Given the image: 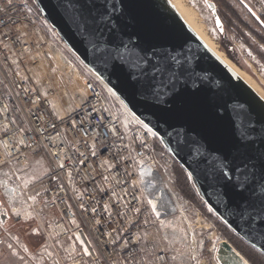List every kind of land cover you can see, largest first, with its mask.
Returning a JSON list of instances; mask_svg holds the SVG:
<instances>
[{
    "label": "built area",
    "instance_id": "built-area-1",
    "mask_svg": "<svg viewBox=\"0 0 264 264\" xmlns=\"http://www.w3.org/2000/svg\"><path fill=\"white\" fill-rule=\"evenodd\" d=\"M253 3L264 19V0ZM32 56L68 86H79L82 101L59 115L51 103L56 88L44 89L31 77ZM38 154L47 157L49 170L23 183L29 158ZM177 165L157 134L64 44L33 0H0V247L3 222L31 221L32 233L42 237L35 255L51 264H148L142 241L153 230L163 244L152 246L155 264H168L170 252L179 264H194L204 240L194 236L191 216L195 228H206L207 220L175 191Z\"/></svg>",
    "mask_w": 264,
    "mask_h": 264
},
{
    "label": "water",
    "instance_id": "water-1",
    "mask_svg": "<svg viewBox=\"0 0 264 264\" xmlns=\"http://www.w3.org/2000/svg\"><path fill=\"white\" fill-rule=\"evenodd\" d=\"M33 3L79 60L157 134L208 212L264 255V101L168 0ZM205 3L222 33L214 3ZM214 259L246 261L225 239Z\"/></svg>",
    "mask_w": 264,
    "mask_h": 264
},
{
    "label": "rangeland",
    "instance_id": "rangeland-1",
    "mask_svg": "<svg viewBox=\"0 0 264 264\" xmlns=\"http://www.w3.org/2000/svg\"><path fill=\"white\" fill-rule=\"evenodd\" d=\"M188 8H191L194 12L195 16L199 20V22L203 25L207 35L212 39V41L216 44L217 48L225 55V53L219 47V32L217 31L211 12L207 7L205 0H182ZM227 2L239 15L240 19L244 21L255 33L261 34V31L256 27L250 17L243 9V7L236 0H224ZM245 3L250 7V9L254 11V3L253 0H244ZM261 17V16H260ZM242 31L249 38L251 45L253 48H250L248 44L244 43L240 39L236 37L234 32L227 30V35L233 48L235 49L238 57V63L231 61L226 55V57L236 65L240 70L245 72L250 79L254 82L257 89L260 92L261 98L264 101V58L261 59L257 52H262L264 56V43L260 42L258 38L253 35L252 32L243 28ZM264 40V36L262 35ZM257 51V52H256ZM45 66V72H42L40 79L42 82L41 87L44 89L49 88V84L54 86L57 90L58 98H52L51 103L56 106L59 115L64 114L70 111L68 105L64 102L60 93L63 91L66 94L68 100H72L71 91L79 90L80 88L77 85L68 86L67 84L70 81H66L65 78L57 76L53 73V68H50L48 63ZM54 77H60L63 79L64 83H59L58 85H54L53 80ZM81 92V91H80ZM62 104V105H61ZM49 161L44 154H38L36 156H32L30 161L28 160L25 171L22 173L21 181L23 183H33L38 179L42 178L48 169ZM176 175H178L179 179H177ZM189 182L185 176V174L180 170L176 169L174 172V189L175 191L183 198L190 200L193 205L197 208H200L206 217V228H195L196 224L194 222V216H191V222L194 223V227H192L193 234L199 240L203 239L204 243L200 252L197 251V258L195 259L194 264H217L213 252L217 245V241L222 237L218 228L214 225V223L209 220L208 214L211 215L212 219L214 218L217 222L218 219L209 213L205 206L201 208L198 204H202L200 199L197 196H193L194 193L191 187L188 185ZM186 188V189H185ZM207 214V215H206ZM31 222V221H30ZM30 222H13L12 220H7L3 223V227L6 233V240H9L15 236L18 240L17 244L20 249L17 250L15 257L10 256V264H19L26 255L31 257V264H51L48 261L41 260L37 255H35L36 249L41 245V236L38 234L32 233V228ZM150 235L144 238V247H143V255L148 264H155V249L152 248L156 246L163 247L162 240L159 237L158 231H150ZM146 240V242H145ZM228 242V240H226ZM9 242V241H8ZM229 243V242H228ZM230 244V243H229ZM20 245V246H19ZM231 245V244H230ZM232 246V245H231ZM179 249L178 254H180ZM24 251V252H23ZM26 252V253H25ZM26 255H25V254ZM169 261L168 264H179L177 261V257L173 253H168ZM264 264L263 261H260ZM29 263V262H28Z\"/></svg>",
    "mask_w": 264,
    "mask_h": 264
},
{
    "label": "trees",
    "instance_id": "trees-1",
    "mask_svg": "<svg viewBox=\"0 0 264 264\" xmlns=\"http://www.w3.org/2000/svg\"><path fill=\"white\" fill-rule=\"evenodd\" d=\"M211 1L215 5L216 13L219 16L224 27V31L222 33H219V47L231 61L238 63L237 53L233 48L231 41L228 38L227 30L234 32V34L238 39L248 44L250 48H253L249 38L240 28L244 27L245 29L249 30L250 32L253 33V35H255L258 38V40H260V42L264 43V40L262 38V35L264 36V19L256 15V13H254L250 9V7L245 3L244 0H236L243 7V9L247 11L252 23L256 27H258V29L261 31V34L255 33L244 21L240 19L236 11L227 2H225L224 0H211ZM257 54L261 59L264 58L262 52H257ZM176 169H180L183 172V169L180 168L179 165L176 166ZM176 177L177 179H179L178 175H176ZM188 185L193 190L192 192L194 193L193 196H196L192 185L191 184ZM197 204L199 206L201 205L200 207L203 208V204H199L198 201ZM207 216L209 217V220H211L214 223V225L218 228L222 239L228 240V242L232 245V247L236 251H238V253L249 264H262L260 261L264 262L263 254H261L259 251L255 250L253 247H251L250 245L242 241L239 237L234 235L221 222H217L214 218L212 219L211 215L208 214ZM40 239L42 242V237Z\"/></svg>",
    "mask_w": 264,
    "mask_h": 264
},
{
    "label": "bare ground",
    "instance_id": "bare-ground-1",
    "mask_svg": "<svg viewBox=\"0 0 264 264\" xmlns=\"http://www.w3.org/2000/svg\"><path fill=\"white\" fill-rule=\"evenodd\" d=\"M170 5L174 8L180 18L186 23V25L194 32V34L222 61L232 72H234L259 98H261L260 92L257 89L254 82L250 77L234 65L216 46L212 39L207 35L203 25L199 22L197 17L191 8H188L182 0H168ZM34 61L36 67L35 72L31 75L32 79L38 83L42 82L40 75L45 72V61L40 56H32L30 58ZM103 86L108 90V87L101 81ZM64 102L68 105L71 110L79 102L82 101L81 92L79 90L71 91L72 100H68L66 94L62 91L60 93ZM262 99V98H261Z\"/></svg>",
    "mask_w": 264,
    "mask_h": 264
},
{
    "label": "crops",
    "instance_id": "crops-1",
    "mask_svg": "<svg viewBox=\"0 0 264 264\" xmlns=\"http://www.w3.org/2000/svg\"><path fill=\"white\" fill-rule=\"evenodd\" d=\"M53 83H54V85H58L59 83L63 84L64 81L60 77H54ZM30 158H29V161H30ZM47 170H49V165H48V169ZM52 214H54V212H47V213L44 214V216L47 217V216L52 215ZM7 220L9 221V220H12V219H7ZM12 221L16 222L14 220H12ZM3 223H5V222H3ZM3 223H2V226H3ZM30 224H31V228L35 225L33 222H30ZM32 236H34V234ZM14 237L15 236H13V238ZM16 240H17V238H16ZM8 241L9 240H6V243L2 247H0V264H10V256H14L15 257L17 250L20 249L18 247L19 243L17 244L18 240L16 241V243H12V244L9 243ZM145 242H146V240H145ZM143 245H144V241H142V246ZM19 264H31V257H29V255L28 256L26 255V257H24Z\"/></svg>",
    "mask_w": 264,
    "mask_h": 264
},
{
    "label": "snow or ice",
    "instance_id": "snow-or-ice-1",
    "mask_svg": "<svg viewBox=\"0 0 264 264\" xmlns=\"http://www.w3.org/2000/svg\"><path fill=\"white\" fill-rule=\"evenodd\" d=\"M216 24H217V27H220V22H219V20H217ZM143 86H144V87H151V85H150L149 83H145ZM237 187H238V186H237ZM85 254H87V253H85ZM245 264H247V261H245Z\"/></svg>",
    "mask_w": 264,
    "mask_h": 264
}]
</instances>
